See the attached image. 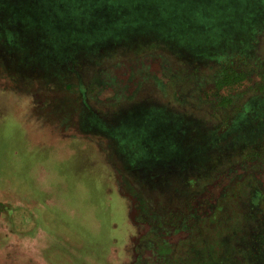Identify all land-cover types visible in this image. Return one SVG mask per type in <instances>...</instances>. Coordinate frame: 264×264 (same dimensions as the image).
<instances>
[{
    "label": "rangeland",
    "instance_id": "obj_1",
    "mask_svg": "<svg viewBox=\"0 0 264 264\" xmlns=\"http://www.w3.org/2000/svg\"><path fill=\"white\" fill-rule=\"evenodd\" d=\"M71 1L1 0L0 26L11 42H18L33 14L30 10L40 4L47 6V20L59 25L48 29V37L36 30L27 43L34 47V53L41 50L56 64L70 67L81 59V80L96 89L94 101L113 103L116 95L124 102L134 100L149 81V91L156 94L155 106L171 108L176 100L208 108L207 113H196L201 118L202 139L189 140L184 165L174 176L180 182L175 179L174 184L181 187L177 195L182 196V215L187 214L183 207L188 199L197 194L192 201L195 224L201 223L166 239L170 244H178L183 238L188 241L199 228L210 240L233 236L237 246L240 224L249 230L247 196L240 195L245 192L239 190L240 181L250 175L262 180L264 186V166L255 169L251 163L240 165V161L226 165L231 155L223 152L231 151L233 145L225 138L233 123L225 124L223 119L237 120L240 111L244 113L240 106L245 108L258 96L264 97L254 90L244 94L263 78L264 28L255 43L244 46L238 41L242 4L227 6L218 13L214 7L197 9L182 0H157L160 14L147 16L137 15V6L129 1L125 12L114 15L100 3L86 1L72 6ZM108 15L112 24H108ZM120 18L123 20L118 22ZM141 42H148L149 47L160 45L132 54V45ZM164 43L209 49L219 55L225 52L239 60L240 53L246 52L258 72L249 81L239 80L220 89L213 81L226 62L214 59L206 72L210 79L203 74L197 77L193 68L172 59ZM238 64L233 66L240 71ZM52 85L29 79L11 81L0 65V203L6 205L0 206V264H134L136 250L142 249L141 238L149 227L140 220L136 199L126 190L127 180L119 172L114 149L73 124L80 106L77 86L64 85L66 94L52 103L47 95ZM117 89H121L119 94ZM217 97H233V102L222 108ZM235 107L239 115L233 114ZM218 156L220 161L215 164ZM195 174L198 186L185 190L187 179ZM209 179L215 181L208 183ZM219 205L223 236L218 237L216 227L203 221L213 216ZM253 215L252 219L260 216Z\"/></svg>",
    "mask_w": 264,
    "mask_h": 264
},
{
    "label": "trees",
    "instance_id": "obj_2",
    "mask_svg": "<svg viewBox=\"0 0 264 264\" xmlns=\"http://www.w3.org/2000/svg\"><path fill=\"white\" fill-rule=\"evenodd\" d=\"M44 1L47 2V0ZM65 1L69 2V0ZM86 1L104 5L106 9L112 10L113 15L125 12L127 9L125 3L128 1L137 6L134 9L137 15L139 13H146L147 16L155 13L159 15L160 12L157 11L161 8L157 0H72L70 3L74 6V3L83 4ZM182 1L191 2L197 9L202 6L212 10L214 7L218 13L226 10L227 6L242 4L236 38L241 44H245L244 46L254 42L257 34H260L264 28V0ZM87 6L90 7L88 4ZM115 7L118 9L115 10ZM48 10L49 7H41V4L39 8L30 10L33 14L28 20L29 23L24 24L23 34H19L21 39L18 42H11L9 34L0 26V65L5 77L14 82L27 79L45 84L52 82V87L49 86L50 89L47 90L48 101L52 103H57L59 96L66 94L64 85L69 87L74 83L77 86V94L80 95L77 100L80 106L75 110L73 124L79 126L82 132L98 136L113 147L119 172L127 180L126 190L136 199L137 210L141 212L140 220L149 227L147 234L141 238L142 249L136 250L137 259L134 264H264V186L262 180L254 179L250 175L244 176L239 185V190L245 191H239L240 195L247 196L245 209L248 214L245 218L249 230L247 231L246 227L240 224V241L237 246L233 236L225 235L224 237L221 229L219 231L220 205L215 209L213 216L204 220L203 223L213 224L216 227L215 233L218 237L223 236L222 238H217L216 241L210 240L209 237L204 236V230L198 228L190 240H183L186 239L183 238L178 244H170L166 239L167 236L187 228H194L201 223L200 221L195 224L196 210L192 201L198 197L197 194L188 199L183 207L187 214L182 215V196L177 195L181 193V187L179 184H174L176 179L174 176L177 169L184 165L183 160L189 140L194 142L202 139V126L198 124L201 118H198L196 113L202 110L207 113L208 108L195 107L192 103L186 104L176 100L171 108L155 106L152 102L156 94L149 91V81L145 83V89L141 94L133 98L134 100L126 99L127 101L124 102L116 95L113 103L94 101L96 89L81 80L83 70L79 62L81 59L75 60V66L56 64L46 58L41 50L37 51V54L34 53V47L27 43L29 36L36 30L40 31L43 37H48V29L59 25L47 20ZM169 10L173 12L172 9ZM216 11L213 16L217 17ZM108 16V24H112L113 18ZM32 18L35 19V23L31 22ZM137 18L140 17L135 19ZM122 20L120 18L118 22ZM128 20L127 18L126 22ZM60 25L63 24L60 23ZM147 43L141 42L136 47L132 45L129 51L138 55L152 51L153 47L160 45L149 47ZM164 44L167 45L166 50L172 59L193 68V73L197 77L203 74L210 79L206 72L212 68L210 62L214 59L220 58V61L226 62L227 66H220L221 70H218L219 74L213 81L220 89L239 80L240 82L249 81L251 75L258 72L257 66L249 63L246 52L242 55L240 53L239 60L238 57L228 56L225 52L219 55L209 49L204 51L196 47ZM238 62L240 71L233 66ZM11 66H14L16 70ZM261 77L263 78L256 87L250 86L244 94L252 90L258 91L259 95L264 94V72L261 73ZM120 91L121 89L116 90L118 94ZM219 98L217 105L222 108L230 107L229 105L233 102V97H224L221 101ZM252 101L245 108L240 106L244 113L241 114L240 111V117L237 120L231 117L223 119L226 120L225 124L233 123L227 133L229 139L225 138L229 141L227 143L233 145V149L223 152L227 156L231 155V159L226 161L228 166L239 161L240 165L251 163V168L255 167V169L264 166V97L258 96ZM235 108L233 114L238 111V107ZM124 133L131 136L124 137ZM220 156L215 164L220 161ZM209 181L211 179L208 183H213L215 180ZM176 182L180 183L178 178ZM198 183L197 174H195L194 177L187 179L185 190H192L193 187L198 186ZM227 191L230 193L229 190ZM153 195L155 198L152 197ZM0 206L6 205L0 203ZM253 213L260 216L252 219Z\"/></svg>",
    "mask_w": 264,
    "mask_h": 264
}]
</instances>
